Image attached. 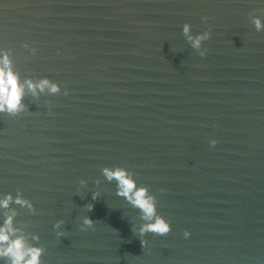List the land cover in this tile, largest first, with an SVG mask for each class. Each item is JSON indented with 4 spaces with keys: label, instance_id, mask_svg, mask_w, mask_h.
Returning <instances> with one entry per match:
<instances>
[{
    "label": "water",
    "instance_id": "obj_1",
    "mask_svg": "<svg viewBox=\"0 0 264 264\" xmlns=\"http://www.w3.org/2000/svg\"><path fill=\"white\" fill-rule=\"evenodd\" d=\"M253 17L264 23V0H0V60L24 85L22 110L0 112V200L13 197L0 224L15 210L42 264H264ZM185 23L193 37L211 30L199 49ZM44 79L59 90L28 89ZM118 167L155 198L168 234L139 235L146 221L103 174Z\"/></svg>",
    "mask_w": 264,
    "mask_h": 264
},
{
    "label": "clouds",
    "instance_id": "obj_2",
    "mask_svg": "<svg viewBox=\"0 0 264 264\" xmlns=\"http://www.w3.org/2000/svg\"><path fill=\"white\" fill-rule=\"evenodd\" d=\"M208 18L204 17L206 21ZM253 23L257 31L264 28L259 17H253ZM191 25L185 23L183 26V33L191 41L193 48L199 49L201 42L208 40L211 36V30L205 31L199 35L193 37L190 35ZM208 49H205L200 53V56H204ZM27 87L33 94L36 92V88L43 91L46 87L50 88V91L57 92L58 86L51 84L47 79L41 80L39 84H33L31 81L27 82ZM68 93L66 92L65 95ZM24 96V85L19 82L18 76L11 70L10 61L7 54H5L0 60V112L7 111L10 114H15L22 110V100ZM217 141L213 139L211 145L215 146ZM103 174L107 180H115L117 182V195L124 197L132 204L134 208H137L141 213V218L146 221L139 230L138 233L141 237L147 233H155L159 235H166L171 231L169 223L166 219L159 215L157 212L156 201L153 196L148 195V190L144 187L137 188L136 182L128 174L127 170L123 168L109 169L104 168ZM83 183V181H81ZM98 194L93 193L92 199L95 200ZM13 201L11 194L6 195L3 200H0V207L7 209L10 202ZM15 203L21 206H27L32 208L30 201L17 196ZM93 204H88L89 211L92 210ZM16 215L15 210H12L11 215H6L2 224H0V258L6 259L7 264H42L41 257L44 249L38 246L30 245L27 238L19 234L20 229L13 227V219ZM64 223L63 220L56 221L54 227L59 229ZM94 221L89 217H83V223L81 229L93 227ZM58 236H63V232H57ZM190 233L185 230L184 236L188 237ZM39 239V237H33ZM142 246H147V240H141Z\"/></svg>",
    "mask_w": 264,
    "mask_h": 264
}]
</instances>
